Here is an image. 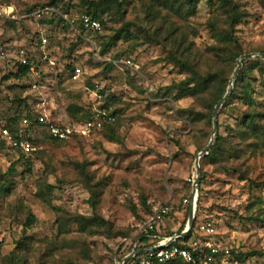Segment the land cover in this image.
I'll return each instance as SVG.
<instances>
[{
  "label": "rangeland",
  "instance_id": "obj_1",
  "mask_svg": "<svg viewBox=\"0 0 264 264\" xmlns=\"http://www.w3.org/2000/svg\"><path fill=\"white\" fill-rule=\"evenodd\" d=\"M235 1L248 13L235 28V34L242 48L251 50L248 53H260L257 49L264 48V0ZM47 2L49 0H0V29L7 44L6 56L12 61L0 59V122L3 123L16 108L21 115H26L30 108L44 103L51 122L78 123L79 114L74 116L67 107L70 104L82 106L86 102L85 95L78 94L82 93L80 84L67 80L61 84L56 76L63 64L77 57L79 60L75 62L88 60L85 61L88 82L105 83L110 95L114 96L110 103L116 112L114 134L117 140L111 141L104 129L67 140H54L37 129V152L30 157V166L18 161L11 149L0 147L1 172L6 173L9 166L15 164L14 173L1 184L8 186L10 191L0 197V263L23 235L22 222L30 210L37 222L24 234L33 236L35 245L47 237L59 241L57 249H62L65 255L61 257L60 252L55 253L56 263L70 259L71 264H115L121 252L135 244L134 238L144 222L136 216L145 220L146 206L158 208L169 202L179 208L174 216L180 219L184 216L183 206L187 203L184 200L191 194L195 178V156L209 140L200 148L205 140L203 134L194 132L187 118H179L175 113L179 108L199 109L189 97L173 100L176 91L172 84L184 75L172 63L162 60L161 45L154 41L142 42L145 35L153 38L158 24L162 25L159 27L162 33V20L151 23L138 11L137 0H126L123 16L104 17L106 23L99 34L101 40L109 42L125 23L130 22L128 30L134 38L126 42L125 37L116 45H110L104 54L97 53L94 60L88 57L91 47L79 44L68 58L70 46L76 42L75 36L42 21L31 20L25 12L27 8H39ZM62 2L75 4L78 12L84 10L79 6L80 0ZM211 11L202 1L197 15L183 22L191 30L198 31L194 40L202 49L213 43L206 21ZM9 20L13 21L12 26ZM36 31L38 36L47 38L49 59L36 60L39 70H30L22 79L4 80L9 69L16 72L13 63L17 51L30 48L38 39L34 35ZM125 47L132 48L130 55L135 61L131 64L135 66L120 65L108 75L104 67L106 62ZM252 76L258 82L264 80V75L257 72ZM18 96L26 99L28 107L17 106L14 98ZM256 97L264 102L263 92ZM234 112L239 114L230 109L227 114L219 115L221 135H227L225 124H234ZM240 160L234 162L238 172H227L220 169L218 163L211 164L200 158V170L205 176L201 180L200 174L196 211L199 218L215 225L213 240L217 244L239 254L254 251L257 255L247 259L245 264H264V154ZM84 174L91 177L93 187L101 190L95 211L89 204ZM42 183L54 186L52 191H46L50 201L47 204L36 196ZM163 222L164 227L158 228L161 233L174 226L173 217L164 218ZM61 240L64 245H60ZM43 250L30 255L25 264H42L48 258Z\"/></svg>",
  "mask_w": 264,
  "mask_h": 264
},
{
  "label": "trees",
  "instance_id": "obj_2",
  "mask_svg": "<svg viewBox=\"0 0 264 264\" xmlns=\"http://www.w3.org/2000/svg\"><path fill=\"white\" fill-rule=\"evenodd\" d=\"M125 1L126 0H80L79 6L83 7L84 10L83 12H78L74 9V7H76L75 4L62 2V0H49V2L42 4L39 8H27L25 12L29 15L28 17H30L31 20L36 19V21H42V23L47 26H51L52 28L57 27L61 31H65L66 33L73 34L75 36L76 42L71 44L70 51L67 55L68 58H70L73 49L77 48L79 44H83L91 47L88 57L94 60L97 53L104 54L110 45H116L118 41L125 37L127 38L124 39V41H130L133 37L128 30L131 25L130 22L125 23L124 27L117 31L109 42L101 40V36L99 34L106 23V19H104V17H111L113 15L123 16L122 7L125 4ZM202 1H204L207 6L212 9V15L206 21L211 32L213 43L209 44L204 49L200 48L194 40V37H197L198 35V31H193L186 24H183L184 21H187L197 15L198 6ZM45 7L50 8L51 11L42 18L38 19L32 14L36 10ZM137 7L138 11L141 14L143 13V17L145 16L151 23H157V20L159 19L162 20L164 27L162 33H159V27H162V25L160 24L159 26L158 24L156 26L158 28L152 33L153 38L149 35H145L142 42L154 41L156 44L161 45L164 51V55L161 57L162 60L172 63L175 67H177L178 72L184 75L172 84V89L176 91L173 96V100L178 101L182 98L189 97L196 102L199 109L196 110L192 107L179 108L175 110V113L179 118L186 117L188 122L193 125L192 130L194 132L199 131L203 134L202 137L205 140L200 146V148H202L209 140L210 131L212 129V112L218 100L223 97L227 90L228 79L236 64V59L241 54L251 51L250 49L242 48L243 46L239 42V39L234 31L241 20L244 19L248 13L246 10L241 8L235 0H137ZM82 15H87L93 19L99 20L101 29L89 30L83 27L81 24ZM8 23H10L11 26L14 24L13 21L10 20ZM90 32L92 34H90ZM34 35L38 38L35 42H40L41 36H38L37 31ZM166 48L168 50H165ZM131 51L132 48L130 47H125L124 49L117 51L114 56H111L108 62H106L104 66L105 72L110 75V70L114 67L120 68V65L125 66L122 62L126 60L134 63L135 60L133 56L130 55ZM257 51L264 53V48H259ZM38 57H40V53L38 49H36L34 61L38 60ZM75 59H77V61L79 60L77 57H73L69 62L63 64L59 73L56 75L59 77L58 83L62 84L64 80H67L68 82L74 84L75 82L71 80V72L78 66L83 70V87L91 88L93 82L90 83L85 78V61L87 59L84 61L82 60V63L75 62ZM91 59L89 61H91ZM1 60L12 63L9 56H6ZM242 64L243 67L238 72L233 89L218 113L216 119L218 126L217 136L215 137L208 153L201 157V159H207L211 164L218 163L217 166L227 172H238L236 166L234 165L236 160H249V158H252L255 154H264V102H260L256 97V95H260V92L264 93V80L261 79V81L258 82L256 77L252 76L254 72H257L261 76L264 75V57H247L242 60ZM126 66L128 67L129 65ZM131 66L133 65H130L129 67ZM13 67L16 68V72L13 73L12 70L9 69L7 71V75L3 76L4 80L11 77L22 79L30 72L29 65H21L16 59L14 60ZM34 69H37V71L39 70V63H35ZM84 88L81 90L82 93L78 92V94L85 95L86 102L82 106L70 104L69 107H67L68 112L74 116L75 114H79L76 118L78 123L85 122L92 116V102L90 101ZM14 99L15 102H17L18 107L23 104L25 107H28L25 98L22 99L18 96ZM44 107H46L44 103L42 106L36 105L35 108H30L26 115H21L18 111L19 108H16L11 115L5 118L3 123L0 122V125L6 127L14 138H20L21 118L26 117L32 121V124H35L34 120L39 114H41ZM230 109H234L239 114L235 115V112L232 114L234 124H225L224 127L227 135L223 136L219 133V115L222 113L227 114ZM115 121L116 122L106 124L103 128L105 131H108V137L111 141L117 140L114 134V126L116 125L117 120ZM52 123L64 126L63 124L55 122ZM33 127L31 132L28 135H24V137L29 140L34 149L29 153H24L20 149H15L13 151L17 160L23 162L25 166H30L32 161L31 158L37 152L35 148L37 143V137L35 136L37 127L34 129ZM75 137L79 136L72 135L71 138ZM0 147L6 149L9 148L6 141L1 136ZM14 165V163L11 164L6 173L1 172L0 170V197L1 195H7L10 191L8 186H1V184L4 182L6 177L14 173ZM204 176L205 173L202 172L201 180L204 179ZM84 177L85 189L89 193V204L92 207V210L95 211L99 202L98 199L101 190L96 188V186H92V183L90 182L91 177L89 175L84 174ZM188 185L190 188L191 184ZM38 189L39 190L36 192L37 198L46 204L50 203L46 195V191H52L54 186L42 183L38 186ZM189 202L190 194L187 195V203L183 206L184 216L181 219L174 216L179 208L177 209V207L169 202L161 204V206L166 205L172 207V211L168 215H165L164 218L173 217V224L177 225L175 230L168 228L162 233L159 232L158 227L155 228L154 232H149L146 228L140 230L134 238L135 244L123 250L118 256L115 264L119 263L134 248L142 249L151 247L157 240L180 233L185 227L187 221ZM54 210L57 209L55 208ZM132 210L134 214H137L135 208H132ZM153 210V206H146V208H144V214L146 217L147 215L152 214ZM136 218L139 221H146V218L145 220L137 216ZM207 221L213 223L208 219L199 218L198 212L196 211L194 224L190 231L184 238L175 240L172 245L186 247L196 226L201 222ZM36 222L37 218L35 214L32 211L27 210L24 222H22L24 227L23 235L15 242V246L12 251L0 264H25L29 260L30 255L41 252L43 247H46L43 252L48 254V258H46L42 264H71L70 259L68 262H64V260L61 261V263L55 262V253L60 252V254H62L61 257L65 255L62 249H57L59 241L56 242L55 238L47 237L45 238L46 241L44 240V242H38V244L35 245L33 236H26L24 234L26 229L33 227ZM152 234H156V238H153ZM60 245H64L62 240ZM230 252L233 256V260H235L238 264H245L247 259L257 255L254 251L240 254L235 253L232 250ZM140 255L133 257L131 262L135 261L136 264H138L137 260ZM150 264L193 263H187L179 259L164 263L152 261Z\"/></svg>",
  "mask_w": 264,
  "mask_h": 264
},
{
  "label": "built area",
  "instance_id": "obj_3",
  "mask_svg": "<svg viewBox=\"0 0 264 264\" xmlns=\"http://www.w3.org/2000/svg\"><path fill=\"white\" fill-rule=\"evenodd\" d=\"M50 11V8L45 7L36 10L32 14L40 19ZM28 16L27 14V17ZM81 24L89 30L101 29L100 21L87 15L81 16ZM46 43L47 38L41 36L40 42H35L30 48L19 49L16 54V60L21 65H29L30 70L33 72L35 70L34 56L36 49H38L40 53V57H38L39 61H47L48 59ZM7 51V44L2 38V31L0 29V59L6 57ZM122 64L129 66L133 65L129 60L123 61ZM82 75L83 70L77 66L71 72V80L73 82L79 81ZM84 90L92 102V116L89 120L76 124L59 126L50 121V114L47 111L48 108L44 107L41 114L34 120L35 124H32V121L26 117L21 118L20 138H14L10 131L2 125H0V136L6 141L8 147L12 151L20 149L24 153H29L34 147L24 135H28L33 126V129L37 127V129L44 131L49 138L54 140H67L70 139L72 135H77L79 137L88 136L92 132L103 129L106 124L115 122L116 112L110 103L114 96L110 95L109 89L105 83L94 81L91 88H84ZM184 202H187V200H184ZM171 211L172 208L166 205L154 208L153 213L147 216L142 229L146 228L149 232H154L155 228L163 221L164 216L168 215ZM215 233L213 223L209 221L201 222L196 226L186 247L172 245L173 242L165 244L168 237H164L161 240H157L151 247L142 248L144 251L133 255L126 264H136L135 261L131 262V259L140 254L137 260L138 264H150L152 261L164 263L179 259L193 264H237V262L233 260L230 250L222 247L213 240ZM152 237L156 238V234H152ZM142 249L134 248L131 251ZM117 264H120V262Z\"/></svg>",
  "mask_w": 264,
  "mask_h": 264
},
{
  "label": "water",
  "instance_id": "obj_4",
  "mask_svg": "<svg viewBox=\"0 0 264 264\" xmlns=\"http://www.w3.org/2000/svg\"><path fill=\"white\" fill-rule=\"evenodd\" d=\"M257 56H263L264 57V53L263 52L246 53V54L240 55L236 59V66H235L233 73L231 75L227 90H226L225 94L223 95V97L220 100H218V102L216 103L214 110H213V113H212V131H211V136H210L209 142L207 143V145L205 147H203L201 150H199L195 156V160H194L195 178L192 181L190 203H189V213H188V217H187L185 227L183 228V230L180 233H176V234H173L172 236H169L167 238V240L165 241V244H170L177 239L184 238L194 224L195 215H196L197 186H198V183L200 180V174H201L199 160L204 154L208 153L209 149L211 148V146L215 140V137H216L217 131H218V126H217V121H216L218 110L220 109V107L225 102V100L227 99V97L229 96V94L231 93V91L233 89L234 83H235L236 78L238 76V72L242 67V60L247 58V57H257ZM143 251H144L143 249L131 251L129 254H127L120 261V264H126L133 255L138 254V253L143 252Z\"/></svg>",
  "mask_w": 264,
  "mask_h": 264
},
{
  "label": "crops",
  "instance_id": "obj_5",
  "mask_svg": "<svg viewBox=\"0 0 264 264\" xmlns=\"http://www.w3.org/2000/svg\"><path fill=\"white\" fill-rule=\"evenodd\" d=\"M74 84H78V85L80 84V87H81V88H79L80 90H82V89L84 88L83 85H82V84H83V82H82V78H81L79 81H76ZM89 99H90V98H89ZM163 225H164V222L162 221V222L160 223V225L158 226V228L161 227V226L164 227ZM165 227H168V226H165ZM169 228L172 229V230H175L176 227H175V225H174V226L169 227Z\"/></svg>",
  "mask_w": 264,
  "mask_h": 264
}]
</instances>
